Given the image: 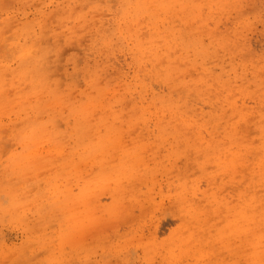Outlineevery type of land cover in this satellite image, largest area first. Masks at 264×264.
I'll return each mask as SVG.
<instances>
[{"label":"rangeland","instance_id":"1","mask_svg":"<svg viewBox=\"0 0 264 264\" xmlns=\"http://www.w3.org/2000/svg\"><path fill=\"white\" fill-rule=\"evenodd\" d=\"M264 0H0V264H264Z\"/></svg>","mask_w":264,"mask_h":264},{"label":"bare ground","instance_id":"2","mask_svg":"<svg viewBox=\"0 0 264 264\" xmlns=\"http://www.w3.org/2000/svg\"><path fill=\"white\" fill-rule=\"evenodd\" d=\"M260 256H262V257H263V256H264V253L262 252V253L260 254Z\"/></svg>","mask_w":264,"mask_h":264}]
</instances>
